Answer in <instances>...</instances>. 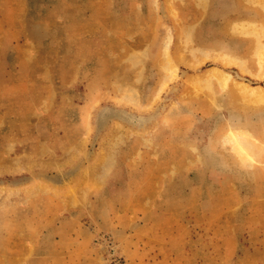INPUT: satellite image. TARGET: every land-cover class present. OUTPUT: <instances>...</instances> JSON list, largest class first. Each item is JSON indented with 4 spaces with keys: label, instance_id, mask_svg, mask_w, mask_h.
Instances as JSON below:
<instances>
[{
    "label": "rangeland",
    "instance_id": "rangeland-1",
    "mask_svg": "<svg viewBox=\"0 0 264 264\" xmlns=\"http://www.w3.org/2000/svg\"><path fill=\"white\" fill-rule=\"evenodd\" d=\"M263 20L0 0V264H264Z\"/></svg>",
    "mask_w": 264,
    "mask_h": 264
},
{
    "label": "bare ground",
    "instance_id": "bare-ground-1",
    "mask_svg": "<svg viewBox=\"0 0 264 264\" xmlns=\"http://www.w3.org/2000/svg\"><path fill=\"white\" fill-rule=\"evenodd\" d=\"M259 65H261L262 68L264 67V58H263V56L261 54L259 56ZM213 76L216 77L217 79H221L224 83L226 82V79L228 78V75L223 73L219 69H214V71L212 73V77ZM238 87H239V91L242 94L244 99L252 100V101H262V100H264V87L262 88L261 86H252V85H249L247 83H242V82L238 83ZM231 139L236 143V148L240 152H244V153L247 154L246 150L244 148H242L241 145L239 144L237 134L233 130L230 133V140Z\"/></svg>",
    "mask_w": 264,
    "mask_h": 264
}]
</instances>
